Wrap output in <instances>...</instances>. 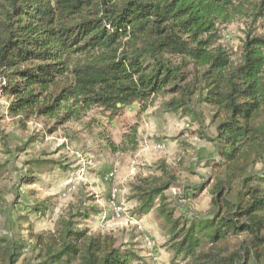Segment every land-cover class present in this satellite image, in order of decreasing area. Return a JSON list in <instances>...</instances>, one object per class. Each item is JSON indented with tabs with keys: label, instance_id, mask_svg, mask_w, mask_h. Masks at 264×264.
Returning <instances> with one entry per match:
<instances>
[{
	"label": "trees",
	"instance_id": "obj_1",
	"mask_svg": "<svg viewBox=\"0 0 264 264\" xmlns=\"http://www.w3.org/2000/svg\"><path fill=\"white\" fill-rule=\"evenodd\" d=\"M235 15L251 19V27L234 62L215 43L216 25ZM259 20L264 0H0V93L10 98L7 112L20 124L45 118L54 128L79 122L95 108L112 113L137 103L144 112L158 98L163 112L193 119L197 106L210 107L216 135L204 138L217 157L206 161L215 172L209 210L174 217L163 194L176 179L165 168L162 177L135 183L131 199L138 215L159 201L174 261L264 264V37L254 33ZM96 213L80 206L58 220L46 242L35 237L43 248L40 264H151L74 222ZM244 236L251 239L239 241L231 253L219 250ZM22 245L0 240L6 264H17Z\"/></svg>",
	"mask_w": 264,
	"mask_h": 264
},
{
	"label": "rangeland",
	"instance_id": "obj_2",
	"mask_svg": "<svg viewBox=\"0 0 264 264\" xmlns=\"http://www.w3.org/2000/svg\"><path fill=\"white\" fill-rule=\"evenodd\" d=\"M248 27L251 19L246 16L218 23L215 47L237 61ZM254 27V33L264 37V20ZM9 99L0 93V240L23 244L17 264L42 263L43 248L35 237L46 242L58 220L75 215L80 206L97 213L75 218L77 227L87 228L103 242L151 264H183L173 260L166 246L169 227L157 213L159 201L138 215L132 188L140 179L162 177L165 168L176 179L163 194V204L174 210V217L209 210L215 172L206 161L217 157L204 138L216 135L210 107L197 106L193 119L163 112L164 100L158 98L144 112L137 103L112 113L95 108L79 122L54 128L45 118L20 124L7 112ZM232 188L239 186L235 182ZM36 208L41 212L34 213ZM244 237L219 250L231 253L239 241L251 239ZM0 264H6L2 256Z\"/></svg>",
	"mask_w": 264,
	"mask_h": 264
},
{
	"label": "built area",
	"instance_id": "obj_3",
	"mask_svg": "<svg viewBox=\"0 0 264 264\" xmlns=\"http://www.w3.org/2000/svg\"><path fill=\"white\" fill-rule=\"evenodd\" d=\"M149 244V243H148Z\"/></svg>",
	"mask_w": 264,
	"mask_h": 264
}]
</instances>
